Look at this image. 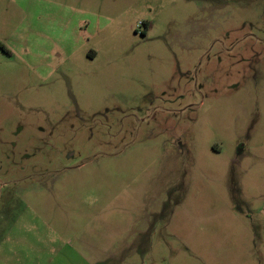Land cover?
<instances>
[{"label": "rangeland", "instance_id": "1", "mask_svg": "<svg viewBox=\"0 0 264 264\" xmlns=\"http://www.w3.org/2000/svg\"><path fill=\"white\" fill-rule=\"evenodd\" d=\"M263 40L264 0H0V264H264Z\"/></svg>", "mask_w": 264, "mask_h": 264}, {"label": "flooded vegetation", "instance_id": "2", "mask_svg": "<svg viewBox=\"0 0 264 264\" xmlns=\"http://www.w3.org/2000/svg\"><path fill=\"white\" fill-rule=\"evenodd\" d=\"M252 24V23H251ZM264 41V40H263Z\"/></svg>", "mask_w": 264, "mask_h": 264}]
</instances>
